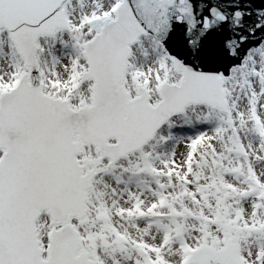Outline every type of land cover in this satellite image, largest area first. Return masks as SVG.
Returning a JSON list of instances; mask_svg holds the SVG:
<instances>
[{
	"label": "snow or ice",
	"instance_id": "1",
	"mask_svg": "<svg viewBox=\"0 0 264 264\" xmlns=\"http://www.w3.org/2000/svg\"><path fill=\"white\" fill-rule=\"evenodd\" d=\"M0 264H264V0H0Z\"/></svg>",
	"mask_w": 264,
	"mask_h": 264
}]
</instances>
